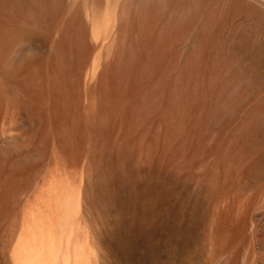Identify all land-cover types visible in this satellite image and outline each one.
Returning a JSON list of instances; mask_svg holds the SVG:
<instances>
[{
	"label": "rangeland",
	"instance_id": "obj_1",
	"mask_svg": "<svg viewBox=\"0 0 264 264\" xmlns=\"http://www.w3.org/2000/svg\"><path fill=\"white\" fill-rule=\"evenodd\" d=\"M196 1L0 0V264L64 198L86 264H264V21Z\"/></svg>",
	"mask_w": 264,
	"mask_h": 264
},
{
	"label": "bare ground",
	"instance_id": "obj_2",
	"mask_svg": "<svg viewBox=\"0 0 264 264\" xmlns=\"http://www.w3.org/2000/svg\"><path fill=\"white\" fill-rule=\"evenodd\" d=\"M253 1L254 3L248 0H197L194 16L190 20V28L185 31L186 36L217 40L216 43L224 40L228 43L230 50L236 43L243 48L242 54L246 53L244 47L247 45L242 37L247 31L246 28L253 25V18L264 21V1ZM213 4L215 7L224 6L220 15L212 16L214 14L210 13L212 10L209 11V9ZM243 4L246 5L245 10ZM260 33L264 35L260 30H255V37L259 35L261 37ZM262 47L264 49V46ZM258 55L264 57V50H261ZM72 205V202L64 198L54 205L53 203L51 206L47 205L46 208L49 209L44 212L46 214L44 217L41 215L34 219L31 217L32 222L28 230L22 238L20 237L18 245L15 244L17 245L14 256L16 264H86L88 254L84 248V242L71 237L74 228L72 214L75 210Z\"/></svg>",
	"mask_w": 264,
	"mask_h": 264
}]
</instances>
